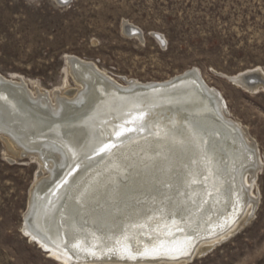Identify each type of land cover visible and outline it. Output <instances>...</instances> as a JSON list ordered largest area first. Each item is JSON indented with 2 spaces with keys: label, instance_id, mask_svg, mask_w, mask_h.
Wrapping results in <instances>:
<instances>
[{
  "label": "bare ground",
  "instance_id": "1",
  "mask_svg": "<svg viewBox=\"0 0 264 264\" xmlns=\"http://www.w3.org/2000/svg\"><path fill=\"white\" fill-rule=\"evenodd\" d=\"M123 31L143 39L126 22ZM66 59L75 89L66 85L48 92L34 84L32 90L24 77L0 73V96L7 97L0 100V138L14 155L36 161L40 171L21 230L49 259L60 264H187L255 211L260 203L256 182L264 165L260 148L198 68L186 71L192 77L171 92L152 95L137 92L136 86L155 83L122 77L121 84L94 62L74 55ZM252 73L257 78H245ZM221 76L248 94H264V68ZM149 106L169 113L155 117L157 135L127 141L110 151L119 150L116 156L108 152L106 159L81 167L96 157L92 148L99 142L124 139L113 133L131 128L120 127L126 115L138 116ZM64 120L73 126L65 127ZM135 121L140 128L142 120ZM78 208L83 210L77 213Z\"/></svg>",
  "mask_w": 264,
  "mask_h": 264
},
{
  "label": "rangeland",
  "instance_id": "2",
  "mask_svg": "<svg viewBox=\"0 0 264 264\" xmlns=\"http://www.w3.org/2000/svg\"><path fill=\"white\" fill-rule=\"evenodd\" d=\"M124 22L143 39L125 34ZM68 55L94 62L121 84L122 77L164 82L198 68L264 163V94L221 76L264 68V0H0L2 75L24 77L32 90L75 89ZM39 172L36 161L14 155L0 138V264H60L21 230ZM255 192L260 203L252 215L187 264H264V165Z\"/></svg>",
  "mask_w": 264,
  "mask_h": 264
},
{
  "label": "water",
  "instance_id": "3",
  "mask_svg": "<svg viewBox=\"0 0 264 264\" xmlns=\"http://www.w3.org/2000/svg\"><path fill=\"white\" fill-rule=\"evenodd\" d=\"M72 0H68V2L65 4L63 3V0H59V4L60 5H68ZM246 76V75H245ZM192 77V74L188 72L183 73L181 75L175 76L173 78H171L169 81H166L164 83H155V84H142V85H138L136 86V90H138L137 92H141V93H146V94H156L157 92H165L166 94L171 92L174 88H176L180 83L184 82L185 80L189 79ZM247 77H253V78H257L255 73L250 74ZM111 85V84H110ZM206 94L210 93V91H208V89L205 88L204 85H202ZM113 90L115 92H120L121 89L119 87H116L114 85H112ZM123 91V90H122ZM163 107H159V106H149V107H144L142 112L144 113L143 119L141 121V124H146L147 126L143 127V129L139 128V124L136 125V121L132 122V123H124V121L121 122L120 127H127L128 125H130V127L133 129V131H127L123 133L124 139L119 141L118 143L115 144V148L110 149V151L120 147L121 145H123L125 142L127 141H132V142H138L141 141L143 139L146 138H150L151 136L157 135V133H159L160 128H158L156 126V123L158 122L157 120H155V117H158V114L164 113L165 117H167L169 115V113L167 112V110ZM167 115V116H166ZM162 117V116H161ZM156 122V123H155ZM135 123V126H133ZM140 124V125H141ZM155 124V125H153ZM233 129L239 130L236 126L232 125ZM140 131V132H139ZM203 142H206V139H203ZM108 152H103L100 153L99 155H96V157L93 158V160H91L90 162L81 165V167L85 168L87 166H91L92 164H96V162H98V160L102 159V157H104L105 155H107ZM23 159L28 158L27 156H23ZM93 166V165H92ZM40 174V173H39ZM45 198V194L43 193L42 195H40L37 203V211H39V206L40 204H42ZM34 202L36 203V200H34ZM35 205V204H34ZM41 208V207H40Z\"/></svg>",
  "mask_w": 264,
  "mask_h": 264
},
{
  "label": "snow or ice",
  "instance_id": "4",
  "mask_svg": "<svg viewBox=\"0 0 264 264\" xmlns=\"http://www.w3.org/2000/svg\"><path fill=\"white\" fill-rule=\"evenodd\" d=\"M68 0H63V3H67ZM0 100H7V97H3V96H0ZM14 107V105H13ZM143 116H144V113L143 112H140L138 116H134V115H131V114H128L125 116V119H124V123H131L132 120H135L137 118L139 119H143ZM61 123L67 127V128H71L73 126L72 124V121L70 120H64V121H61ZM147 126L146 124H141L140 125V128L143 129V127ZM123 131H133L132 128H127V129H123L122 132H114L113 134L114 135H117V136H120L123 134ZM67 136H71L72 133L71 132H66L65 133ZM115 148V144L113 143H110V142H106V141H101L99 142L95 147L92 148V152L96 155H99L100 153H103V152H109L110 149H113ZM119 150L115 151V152H109V156H116L117 153H118ZM91 157L89 156V159ZM107 157H102V159H106ZM76 167H79V165H76ZM71 172H69L67 175H70ZM67 182V176H65L64 180L61 181V184L63 183H66ZM196 181L195 180H192L191 183H195ZM66 192H70L71 191V185L69 186L68 189L65 190ZM83 208H78L76 209V212L79 213L80 211H82Z\"/></svg>",
  "mask_w": 264,
  "mask_h": 264
}]
</instances>
